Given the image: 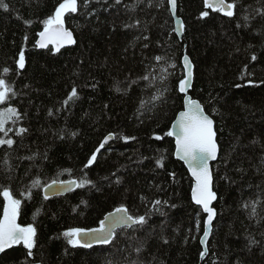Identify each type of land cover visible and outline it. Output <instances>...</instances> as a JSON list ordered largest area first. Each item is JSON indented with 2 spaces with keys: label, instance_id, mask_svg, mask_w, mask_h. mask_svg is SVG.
I'll return each mask as SVG.
<instances>
[{
  "label": "trees",
  "instance_id": "trees-1",
  "mask_svg": "<svg viewBox=\"0 0 264 264\" xmlns=\"http://www.w3.org/2000/svg\"><path fill=\"white\" fill-rule=\"evenodd\" d=\"M2 2L8 8L0 7V78L17 95L0 109L16 107L23 118L6 124L13 129L7 136L0 133L15 141L0 146V188L22 200L19 223L37 231L31 257L17 245L0 264H264V0H227L236 5L232 17L204 0H177L182 39L168 0H91L87 7L81 0L78 12L65 16L76 43L59 52L36 42L62 0ZM22 49L21 70L15 61ZM185 51L194 64L189 94L214 120L219 145L212 164L217 216L203 260L205 214L166 135L184 107L178 84ZM74 85L79 99L62 106ZM19 127L27 132L16 135ZM109 133L114 139L85 167ZM161 156L163 167L156 163ZM84 179L93 183L44 195L53 181ZM155 200L161 204L153 207ZM4 202L0 195V219ZM121 205L134 216L147 213V223L90 248L72 247L62 236L100 227Z\"/></svg>",
  "mask_w": 264,
  "mask_h": 264
},
{
  "label": "snow or ice",
  "instance_id": "snow-or-ice-1",
  "mask_svg": "<svg viewBox=\"0 0 264 264\" xmlns=\"http://www.w3.org/2000/svg\"><path fill=\"white\" fill-rule=\"evenodd\" d=\"M81 0H62L56 7L54 14L49 16L43 21L44 28L39 32L40 39L36 42V46L39 48H47L49 44L55 45L57 52L60 51L65 45L75 44L76 41L73 37V32L65 27V16L66 14L77 13L80 7ZM91 2V0H83L85 7ZM120 0H117L119 3ZM171 5V11L175 15V10L177 7V0H169ZM207 8H211L214 11L223 13L225 16L232 17L235 12L236 7L235 2H227V0H205ZM0 7L4 9L8 8V5L0 0ZM91 14V13H87ZM201 17H208V11H202ZM247 19V17H245ZM140 21H136L139 25ZM178 27L175 29L177 32L183 31V24L179 20L177 21ZM147 39V37H145ZM27 40V36L24 37ZM147 47V45H145ZM157 61H162L164 58L157 56L155 57ZM253 61L256 60L255 54L251 56ZM18 69H24L26 66L25 52L22 49L18 54V59L15 61ZM183 66L186 71L183 79L179 81L178 90L180 93L185 94L184 103L186 110L179 113V118L173 125L171 131L166 133L167 136L175 137L176 144V155L183 160L188 168L191 170L192 176L195 177V187L192 190V199L196 205L202 206V210L207 214L206 225L207 227L203 231V238L201 239L202 244H206L207 237L211 232V225L214 217L216 216V209L212 207V202L217 199L216 193L212 189L213 175L212 170L209 167V161L215 160L219 151V146L217 143V133L214 127V120L205 113L203 106L198 100L192 99L187 95L189 88L192 84L193 78V65L191 64L187 55L183 58ZM247 66H245V71ZM9 68H4L3 73H9ZM161 80L167 79V69L162 67ZM147 79V77H144ZM252 83V81H249ZM119 91V88L117 89ZM164 91H167L165 89ZM17 95L14 88L8 83L5 78H0V104H4L9 101L10 97ZM164 92H160L159 95L153 97L155 100L161 99ZM79 99V94L76 86L74 85L69 93L67 99L63 101L62 106H67L69 101H74ZM143 101L141 104L143 105ZM51 111L49 115H51ZM23 117L16 107H5L0 109V133L7 136L9 132L13 131L12 128L6 129V124L11 121L13 125L16 124L18 120ZM27 132L24 127H19L16 129V135H22ZM73 136L76 133H72ZM115 134L109 133L105 137L104 141L100 144V148L104 147L109 140L113 139ZM157 139H162L163 137L157 136ZM125 141L130 139H135V137H123ZM15 141L11 138L3 139L0 138V146L7 145L12 146ZM100 148L88 159L85 167L91 166L97 159V153H99ZM30 159V158H29ZM164 157L161 156L160 159L156 161L157 165L163 167ZM173 176L175 173L172 174ZM119 182V180H117ZM34 185L38 184V181L33 182ZM54 184L56 182H53ZM63 184L64 182H60ZM71 183H75L74 181ZM93 182L88 179L82 180L78 187H83L86 184H92ZM48 187H51L49 185ZM31 196V192L26 193ZM0 195L3 196L6 203L3 206V217L0 219V253H4L6 249H11L14 245H23L27 249V256L31 257L33 255L32 249L36 246V228L32 224L22 226L17 222L18 216L20 214V208L22 200L16 198L10 187L0 188ZM164 203H167L166 201ZM256 202H253L255 204ZM160 200H155L153 207L160 205ZM244 207H248L245 204ZM158 210V209H157ZM253 214H255V209L253 208ZM112 217V226L106 225L105 221H100V227L98 229H83V228H71L62 233V236L66 238L68 245L72 247H92V243L98 244H108L111 239L115 236V228L117 226H124L126 228H133L134 226H143L147 223L146 216L144 215L134 216L129 213L126 206L121 205L116 209V215L109 214ZM92 234V241L88 242L84 240V237ZM167 242V241H165ZM256 241L253 240L252 243ZM137 252L140 251L139 248L136 249ZM207 248L201 253V256L207 254Z\"/></svg>",
  "mask_w": 264,
  "mask_h": 264
},
{
  "label": "water",
  "instance_id": "water-1",
  "mask_svg": "<svg viewBox=\"0 0 264 264\" xmlns=\"http://www.w3.org/2000/svg\"><path fill=\"white\" fill-rule=\"evenodd\" d=\"M204 2H205V0H204ZM168 3H169V0H168ZM205 6H206V4H205ZM169 7H170V11H171V5H170V3H169ZM171 13H172V11H171ZM172 15H173V13H172ZM173 17H174V26H175V29L178 27V24H177V21H178V20H179L180 22H182V24H183V31H182V32H177V31H176V32L180 35V37H182V35L184 34V28H185V25H184L183 19H182L181 17L178 16V2H177L176 10H175V15H173ZM65 27H66V26H65ZM66 28H67V27H66ZM67 29H68V28H67ZM69 30H70V29H69ZM73 37H74V34H73ZM49 45L51 46L52 44H49ZM52 46H53V48L55 49V45H52ZM68 46H70V45H65L64 47H68ZM64 47H62V48H64ZM62 48H61V49H62ZM192 71H193L192 84H191V87L189 88L188 93H187V95L190 96L191 98H192V96L189 94V91L191 90L192 85H193V81H194V67H193ZM185 74H186V71H184V75H185ZM181 94L184 95V99H185V94H184V93H181ZM192 99H193V98H192ZM203 109H204V107H203ZM184 110H186L185 103H184V107H183V109H182L181 111H184ZM181 111H180V112H181ZM204 111H205V109H204ZM180 112H179V113H180ZM179 113L177 114L175 120L173 121V123H172V125H171V128H170V131L172 130L173 125L176 123L177 119L179 118ZM205 113H206V111H205ZM206 114H207V113H206ZM214 127H215V124H214ZM215 130H216V127H215ZM172 138L174 139V143H175V137L172 136ZM216 138H217V137H216ZM217 143H218V142H217ZM218 146H219V145H218ZM175 157H176L178 160H180L181 162H183V163L185 164V166H186V168H187V170H188V172H189L191 178L193 179V187H192V190H193V188L195 187V177L192 176L191 170L188 168V165L176 155V144H175ZM218 157H219V151H218V154H217V158H216L215 160H210V161H209V167H210V169L212 170V175H213L212 164H213L214 162H216V160L218 159ZM73 181H74L75 183H71V182H73ZM53 182H56V183L54 184ZM53 182H51V183H49L48 185H46V186L44 187V189H43V191H44V195H45L46 197H54V196L65 195V194H67V193H70V192H72V191L74 190L75 187H77V184H78L77 180H57V181H53ZM60 182H64V183L61 184ZM49 185H51V187H48ZM213 185H214V175H213L212 189L214 188ZM191 195H192V192H191ZM193 201H194V200H193ZM215 201H216V200H214V201L212 202V204H213ZM5 203H6V201L4 202V204H5ZM211 206H212V205H211ZM200 207H201V209H202V206H200ZM110 213L113 214V216H115V215H116V210L113 211V212H110ZM110 213H108V214L104 217V220H103V221H105L106 225L109 226V227L112 226V217L109 216ZM19 216H20V214H19ZM19 216H18V219H17V222H18V223H19ZM2 217H3V213H2L1 219H2ZM19 224H20V223H19ZM22 226H23V225H22ZM98 228H99V227H98ZM98 228H93V229H98ZM122 228H124V226H117V227L115 228V232H117L118 230H120V229H122ZM210 236H211V232H210L209 236L207 237L206 244H202L203 249H205V247H206V248L208 247L207 244H208V241H209ZM112 239H113V238H112ZM112 239H111V240H112ZM84 240H85V241H88V242H91V241H92V234H89V235L85 236V237H84ZM96 244H98V243H94V242L92 243V245H96ZM14 246H17V245H14ZM14 246H13V247H14ZM6 250H8V249H6ZM6 250H5V251H6ZM207 250H208V249H207ZM207 253H208V251H207ZM0 254H2V253H0ZM206 255H207V254H206ZM206 255L203 256V257H201V260H203V259L206 257Z\"/></svg>",
  "mask_w": 264,
  "mask_h": 264
},
{
  "label": "bare ground",
  "instance_id": "bare-ground-1",
  "mask_svg": "<svg viewBox=\"0 0 264 264\" xmlns=\"http://www.w3.org/2000/svg\"><path fill=\"white\" fill-rule=\"evenodd\" d=\"M205 3V2H204ZM170 8V7H169ZM207 8V7H206ZM211 9V8H210ZM213 10V9H212ZM176 32V31H175ZM184 33H185V28H184ZM176 34L178 35V37L180 38V39H182L183 38V36H184V34L182 35V37H180V35L176 32ZM40 39V37L38 36V39H37V41ZM49 47H52L53 48V46L51 45H48V47L47 48H49ZM39 48V47H38ZM47 48H39V49H47ZM185 55H187L188 56V58H189V60H190V62H191V64L193 65V67H194V64H193V62H192V60H191V58L189 57V55L187 54V51H185L184 52V55H183V57H182V60H181V63H182V67H183V69H184V66H183V58H184V56ZM184 71H185V69H184ZM115 137V136H114ZM114 137H113V139H114ZM112 140V139H111ZM111 140H109L107 143H109ZM101 149V148H100ZM78 182V181H77ZM77 187H75L74 188V190L76 189ZM213 191L215 192V190H214V188H213ZM44 192V191H43ZM216 193V192H215ZM68 194V193H67ZM66 195V194H65ZM58 196H63V195H58ZM216 196H217V199H218V195H217V193H216ZM55 197V196H54ZM48 198H51V197H48ZM217 199H216V201L212 204V207H214V205H215V203L217 202ZM193 200V199H192ZM194 202V201H193ZM195 203V202H194ZM198 207H200L199 205H197ZM201 208V207H200ZM215 208V207H214ZM216 209V208H215ZM202 210V209H201ZM202 212H203V210H202ZM204 213V212H203ZM205 214V221H204V230H205V228L207 227V225H206V220H207V214L206 213H204ZM216 216H217V210H216ZM216 216L214 217V219H213V222H212V225H211V234H212V231H213V224H214V222H215V219H216ZM124 228H126V227H124ZM203 238V234H202V236H201V238H200V240Z\"/></svg>",
  "mask_w": 264,
  "mask_h": 264
},
{
  "label": "flooded vegetation",
  "instance_id": "flooded-vegetation-1",
  "mask_svg": "<svg viewBox=\"0 0 264 264\" xmlns=\"http://www.w3.org/2000/svg\"><path fill=\"white\" fill-rule=\"evenodd\" d=\"M1 255V254H0Z\"/></svg>",
  "mask_w": 264,
  "mask_h": 264
}]
</instances>
